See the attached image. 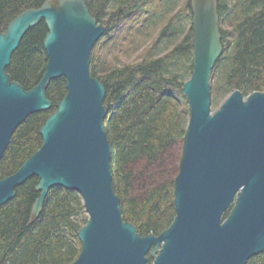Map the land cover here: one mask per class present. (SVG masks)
<instances>
[{
  "label": "water",
  "instance_id": "obj_1",
  "mask_svg": "<svg viewBox=\"0 0 264 264\" xmlns=\"http://www.w3.org/2000/svg\"><path fill=\"white\" fill-rule=\"evenodd\" d=\"M192 72L181 91L189 116L174 177V216L160 233L141 235L122 218L112 187L104 128V84L90 73V54L105 31L85 0H45L22 11L0 33V159L11 135L30 115L48 110L50 81L66 93L40 127L42 144L0 179V206L36 176L31 221L51 188L77 191L87 213L81 249L69 264H246L264 252V92L234 89L211 109L210 74L222 53L217 0H190ZM43 20L46 64L25 89L6 71L24 34ZM227 212V214H225ZM149 254V255H148Z\"/></svg>",
  "mask_w": 264,
  "mask_h": 264
},
{
  "label": "trees",
  "instance_id": "obj_2",
  "mask_svg": "<svg viewBox=\"0 0 264 264\" xmlns=\"http://www.w3.org/2000/svg\"><path fill=\"white\" fill-rule=\"evenodd\" d=\"M44 1L0 0V33L22 11ZM164 1L85 0L90 14L105 25L91 50L90 73L105 86L104 128L111 153L112 187L120 198L122 218L141 235H157L175 213L173 183L189 116L181 87L192 72L193 60L190 0H174L177 10L158 32L156 42L180 29L178 40L165 53L155 56L148 49L136 60L111 64L100 59L98 49L141 28L161 12ZM217 11L222 53L211 70L210 76L216 80L210 84L212 93L225 96L238 89L246 96L264 92V0H217ZM182 17L188 19L187 29L177 25ZM46 33L43 20L30 28L6 67L25 89L36 85L43 74ZM183 59L190 64L180 69ZM65 93L63 77L50 81L46 96L52 107L30 114L15 129L0 159V179L15 172L39 149L40 127ZM37 183L36 176L28 178L0 206V264H69L80 252L77 231L87 220L80 194L59 186L51 188L41 214L31 221ZM151 261L149 257L148 264ZM246 264H264V252Z\"/></svg>",
  "mask_w": 264,
  "mask_h": 264
},
{
  "label": "rangeland",
  "instance_id": "obj_3",
  "mask_svg": "<svg viewBox=\"0 0 264 264\" xmlns=\"http://www.w3.org/2000/svg\"><path fill=\"white\" fill-rule=\"evenodd\" d=\"M173 3L174 0H165L161 12L158 11L159 13L152 16L142 27L140 25L139 27L141 28L127 31L124 36L120 35L113 44L112 42L101 44L98 49L100 59L107 63L120 64L122 62L136 60L143 56L148 49H152L155 56L165 53L180 36L179 29L173 36L163 38L156 42L160 28L167 22L169 15L177 10V6L173 7ZM177 25H181V29H187L188 19L182 17L178 20ZM189 64L190 61L183 59L180 64V69L183 68V65L188 66ZM214 82H216L215 77L210 76V84ZM210 93L212 110L216 109L228 95L214 94L211 89ZM85 215L87 216L86 212Z\"/></svg>",
  "mask_w": 264,
  "mask_h": 264
}]
</instances>
